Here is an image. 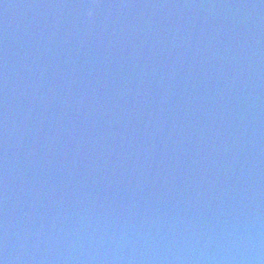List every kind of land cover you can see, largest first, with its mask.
Returning a JSON list of instances; mask_svg holds the SVG:
<instances>
[{
  "label": "water",
  "instance_id": "1",
  "mask_svg": "<svg viewBox=\"0 0 264 264\" xmlns=\"http://www.w3.org/2000/svg\"><path fill=\"white\" fill-rule=\"evenodd\" d=\"M0 264H264V0H0Z\"/></svg>",
  "mask_w": 264,
  "mask_h": 264
}]
</instances>
